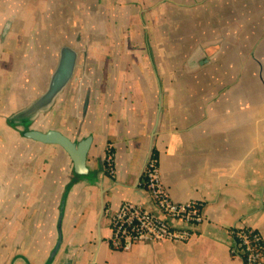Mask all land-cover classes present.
Listing matches in <instances>:
<instances>
[{"label": "crops", "instance_id": "0c3cea01", "mask_svg": "<svg viewBox=\"0 0 264 264\" xmlns=\"http://www.w3.org/2000/svg\"><path fill=\"white\" fill-rule=\"evenodd\" d=\"M63 45L78 54L66 87L13 121ZM51 129L90 138L84 171L24 135ZM153 152L170 197L199 202L202 221L186 241L113 249L110 211L154 209ZM241 227L264 245V0H0V264H244Z\"/></svg>", "mask_w": 264, "mask_h": 264}, {"label": "built area", "instance_id": "2783aa9c", "mask_svg": "<svg viewBox=\"0 0 264 264\" xmlns=\"http://www.w3.org/2000/svg\"><path fill=\"white\" fill-rule=\"evenodd\" d=\"M105 161L111 171V154L105 156ZM142 175L154 209L123 201L118 208L110 211L108 222L111 235L108 242L111 248L128 250L138 242L188 240L191 227L202 221L199 202H177L170 197L160 177L157 157L152 153L146 158ZM174 221H178L180 225H176ZM245 228L233 231L244 264H264V245L261 250H257Z\"/></svg>", "mask_w": 264, "mask_h": 264}, {"label": "water", "instance_id": "95a60500", "mask_svg": "<svg viewBox=\"0 0 264 264\" xmlns=\"http://www.w3.org/2000/svg\"><path fill=\"white\" fill-rule=\"evenodd\" d=\"M77 56L76 50L68 45H63L59 48L56 65L49 76L45 89L27 106L18 111L14 115L13 121L27 123L53 105L55 99L64 90L74 72ZM24 135L40 142L60 145L70 156L76 171L82 172L85 170L86 152L90 144L89 137L79 142H73L67 136L54 129L45 132L26 130ZM60 238V230H58V240L50 252V258L55 254ZM49 262L47 261L46 264H49Z\"/></svg>", "mask_w": 264, "mask_h": 264}, {"label": "trees", "instance_id": "16d2710c", "mask_svg": "<svg viewBox=\"0 0 264 264\" xmlns=\"http://www.w3.org/2000/svg\"><path fill=\"white\" fill-rule=\"evenodd\" d=\"M109 154H111V158H112V149L111 148H107L106 149V155H109ZM152 154L154 156H156V154L154 152ZM104 165H105V168H106L107 172H110V168L106 165V161L105 160H104ZM244 230H245V232H247L248 236L251 238V242L253 243L254 247L257 250H261L263 242H262L261 236L258 233V231L250 229V228H247V227Z\"/></svg>", "mask_w": 264, "mask_h": 264}, {"label": "flooded vegetation", "instance_id": "af4514ba", "mask_svg": "<svg viewBox=\"0 0 264 264\" xmlns=\"http://www.w3.org/2000/svg\"><path fill=\"white\" fill-rule=\"evenodd\" d=\"M105 160V159H104Z\"/></svg>", "mask_w": 264, "mask_h": 264}]
</instances>
